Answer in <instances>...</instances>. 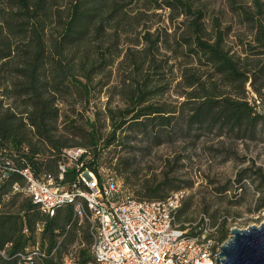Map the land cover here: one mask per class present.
<instances>
[{
  "label": "trees",
  "instance_id": "1",
  "mask_svg": "<svg viewBox=\"0 0 264 264\" xmlns=\"http://www.w3.org/2000/svg\"><path fill=\"white\" fill-rule=\"evenodd\" d=\"M197 1L163 0L157 5L174 11L176 19L191 18V34L177 43L186 50L181 53L190 59V66L179 67V81L172 82L165 75L173 77L174 68L151 55L159 38L147 29L139 30L144 12L133 13L132 8L138 0H0V158L18 169L29 168L36 176H56L62 151L82 148L85 165L99 174L104 149L124 147L137 137L152 140L155 146L174 130L182 137L195 130L236 141L254 140L264 125V29L259 25L257 45L249 48L252 60H235L223 47L222 31L213 41L206 38L205 14L195 7ZM254 4L261 7L260 0ZM131 36L134 40L123 46ZM141 42L147 46L137 49ZM114 67L121 79L111 85ZM104 89L123 103V107H105L111 128L105 141L96 124L97 112H88ZM166 94L180 101L177 105L155 102ZM248 162L230 182L234 187L219 193L233 189L236 197L252 187L256 197L250 211L258 213L264 210V168ZM130 168L125 164L115 170L124 177ZM74 175L67 171L65 182ZM14 184H24L17 173L0 181V250L12 244L4 257L0 255V264H23L16 255L32 246L44 254L37 264H60L75 242L84 244L80 257L87 260L91 238L86 227L72 220L71 207L45 216L28 197L12 191ZM189 187L190 183L165 178L142 184L132 198L162 201ZM190 209L189 200L183 201L175 215L179 227L188 232L194 230L187 222ZM205 213L201 215L215 228L213 237L224 243L230 235L228 217Z\"/></svg>",
  "mask_w": 264,
  "mask_h": 264
},
{
  "label": "rangeland",
  "instance_id": "2",
  "mask_svg": "<svg viewBox=\"0 0 264 264\" xmlns=\"http://www.w3.org/2000/svg\"><path fill=\"white\" fill-rule=\"evenodd\" d=\"M162 2L163 0H138L132 8L133 13L144 12L139 30L147 29L160 40L151 55L156 61L166 62L168 66H172L173 77L168 74L165 76L168 80L172 78V82H178L179 67L190 66L191 62L181 53H185L186 50L177 46V43L182 44V36L191 34L188 27L191 18L186 20L183 16L174 18V11L157 7L162 5ZM260 3L261 7L258 8L254 0H198L195 7L205 14L203 24L206 38L213 41L215 33L222 31L224 49L229 51L235 60L240 58L245 61V58H250L251 61L249 48L257 45L254 39L259 25L264 29V0H260ZM133 40L134 37H128L124 39L122 45L125 46ZM144 46L147 45L141 42L137 49ZM193 64L201 69L197 59H194ZM117 68H113L111 85L117 84L121 79ZM109 90L104 89L99 97L93 99L88 111L89 114L92 110L97 112L96 124L103 141L111 130L110 121L104 113L105 107L107 104L113 109L123 107L119 97L109 96L111 94ZM178 101L180 99L173 94L155 99V102L172 105H177ZM76 108H80L79 105H76ZM68 110L70 107L66 105L64 111ZM160 140L162 143L155 146L152 140L137 137V141L126 145L127 148L111 145L104 149L98 160L99 176L104 179L115 178L123 197L134 196L142 184L161 183L165 178L173 179L178 184L190 183L191 187L185 189L184 198V202L189 200L191 203L187 222H196L205 211L209 217L215 212L218 214L215 218L228 217L229 230H243L250 226H259L263 222L264 210L258 213L250 211L253 207L251 202L256 197L253 195L252 187L249 186V191L236 197L232 193L233 189L227 194L219 192L225 187H234L230 182L235 179L241 168L246 167L248 160L254 161L255 166L264 168V125L259 126L257 136L252 141H236L228 136H219L217 132L195 133V130L189 137H182L174 130L171 136L163 135ZM125 164L131 168L127 175L122 177L115 167L122 168ZM237 194H241L240 190Z\"/></svg>",
  "mask_w": 264,
  "mask_h": 264
},
{
  "label": "built area",
  "instance_id": "3",
  "mask_svg": "<svg viewBox=\"0 0 264 264\" xmlns=\"http://www.w3.org/2000/svg\"><path fill=\"white\" fill-rule=\"evenodd\" d=\"M253 97L256 99L254 94ZM85 154L82 148L63 150L56 176H36L29 168L18 169L0 158V181H7L11 173L24 180L23 185L12 186L13 192L28 197L48 217L70 206L72 220L87 228L91 238L88 259L81 260L84 244L75 242L61 256L60 264L216 263L223 243L213 237L215 228L210 226V219L200 215L191 224L192 232L180 228L175 221L185 192L171 193L162 201L123 197L115 178L104 179L85 165ZM70 170L74 171V179L66 183ZM11 248V243L5 244L0 255L4 257ZM16 257L23 264H37L44 254L32 246Z\"/></svg>",
  "mask_w": 264,
  "mask_h": 264
},
{
  "label": "water",
  "instance_id": "4",
  "mask_svg": "<svg viewBox=\"0 0 264 264\" xmlns=\"http://www.w3.org/2000/svg\"><path fill=\"white\" fill-rule=\"evenodd\" d=\"M259 226L231 229L215 264H264V213Z\"/></svg>",
  "mask_w": 264,
  "mask_h": 264
},
{
  "label": "bare ground",
  "instance_id": "5",
  "mask_svg": "<svg viewBox=\"0 0 264 264\" xmlns=\"http://www.w3.org/2000/svg\"><path fill=\"white\" fill-rule=\"evenodd\" d=\"M206 264H209V263H206Z\"/></svg>",
  "mask_w": 264,
  "mask_h": 264
}]
</instances>
